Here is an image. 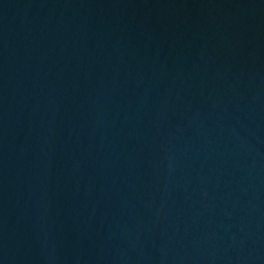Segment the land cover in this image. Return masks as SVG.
<instances>
[{
    "label": "water",
    "instance_id": "water-1",
    "mask_svg": "<svg viewBox=\"0 0 264 264\" xmlns=\"http://www.w3.org/2000/svg\"><path fill=\"white\" fill-rule=\"evenodd\" d=\"M0 264H264V0H0Z\"/></svg>",
    "mask_w": 264,
    "mask_h": 264
}]
</instances>
